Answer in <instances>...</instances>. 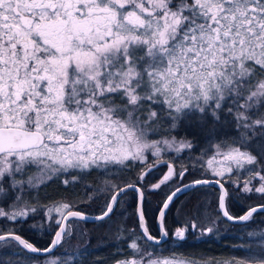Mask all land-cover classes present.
<instances>
[{
	"label": "snow or ice",
	"instance_id": "obj_1",
	"mask_svg": "<svg viewBox=\"0 0 264 264\" xmlns=\"http://www.w3.org/2000/svg\"><path fill=\"white\" fill-rule=\"evenodd\" d=\"M166 152L188 154L189 165H169L152 191L190 169L202 178L165 196L153 234L142 181ZM133 164L148 172L48 208L60 218L47 247L12 229L0 230V247L35 254L26 255L30 264H83L87 247L82 259L64 248L72 224L110 220L131 194L140 232L118 235L126 247L113 264H264V230L248 232L236 246L245 255L226 261L178 259L155 247L170 236L182 247L190 231L214 233L195 221L168 228L174 198L196 185L219 187L228 221L264 214V204L239 216L228 207L237 192L264 197V0H0V218L35 213L25 192L53 178L75 184ZM96 199L104 202L92 217L80 204Z\"/></svg>",
	"mask_w": 264,
	"mask_h": 264
},
{
	"label": "trees",
	"instance_id": "obj_2",
	"mask_svg": "<svg viewBox=\"0 0 264 264\" xmlns=\"http://www.w3.org/2000/svg\"><path fill=\"white\" fill-rule=\"evenodd\" d=\"M154 159L150 158V163ZM164 161L168 163L165 164ZM156 164L157 166L151 172H148V168L143 164H140L139 167L133 164L132 168L128 170L114 168L106 174L94 171L81 182L68 185L62 182L63 177L53 178L44 185L28 189L25 192L24 199L36 208L35 213H30L27 218L19 222L0 218V230L12 229L37 247H47L53 239L55 231L54 219L56 215L53 214L49 220L47 219L50 206L64 202L79 203L93 193L100 197L101 193L97 191V188H103L105 180L123 184L124 180L134 181L137 172L142 170L148 172L142 181L149 186L145 203L146 219L149 230L155 234L158 230L156 210L165 196L181 185L202 178L198 170L190 169L182 180L174 179L168 185H163L160 189L152 191L151 185L163 177L169 165L174 166L177 170L181 166H188L189 155L185 153L177 155L173 152L163 154ZM225 186L228 187V185ZM218 193L217 187L200 186V188L190 190L179 197L170 205L166 213L167 225L170 230L190 225L192 221H195L198 227H213V234L206 233L200 237L198 231H190L189 238L182 247H179L171 236L162 246L155 247H165L162 250L164 255H169L174 251L177 257L196 260L225 261L232 257L245 255V252L236 246L243 245L249 240L248 232L264 230V214H254L253 219L248 222L229 223L219 215ZM103 202L102 199H96L87 207L80 204V208L89 215L100 214ZM261 204H264V197L260 194L252 193L246 196L237 192L230 198L228 207L232 215L239 216L243 215L249 207ZM73 229L74 236L70 240L66 238L64 243V248L69 253L76 252L77 258L82 259L79 257V250L87 247L86 260H83V264H113L114 259L117 258L118 249L126 247L123 239H118V235L128 237V230L131 229H135L137 233L140 232L132 195L129 194L125 197L123 206L115 210V215L110 220L94 223L77 220ZM117 229H122V233L118 234ZM81 231L86 233V236H82ZM26 255L33 254L19 255L18 249L14 247H0V264H16L17 260H22L23 264H30Z\"/></svg>",
	"mask_w": 264,
	"mask_h": 264
},
{
	"label": "water",
	"instance_id": "obj_3",
	"mask_svg": "<svg viewBox=\"0 0 264 264\" xmlns=\"http://www.w3.org/2000/svg\"><path fill=\"white\" fill-rule=\"evenodd\" d=\"M190 183V182H189ZM188 183V184H189ZM185 185V184H184ZM211 186H214V187H217L218 189H219V187L218 186H216V185H211ZM179 187H183V185H181V186H179ZM208 187H210V186H208ZM195 188H200V185H196V186H194V187H191V188H189V189H187V190H185L184 192H181V193H178L177 194V196L174 198V200H173V202L174 201H176L177 199H179V197H181L182 195H184V194H186V193H188L190 190H193V189H195ZM115 211V210H114ZM244 214H245V212H244ZM89 215V214H88ZM99 214H93V215H89V216H92V217H95V216H98ZM233 216H235V215H233ZM225 219V218H224ZM226 221H228L227 219H225ZM80 221H82V220H80ZM85 222H90V223H94V222H98V221H96V220H94V219H89V220H87V221H85ZM229 223H232V224H234V223H237V222H234V221H228ZM240 223H244V222H240ZM157 227H158V225H157ZM23 237V236H22ZM24 238V237H23ZM33 255H35V254H33Z\"/></svg>",
	"mask_w": 264,
	"mask_h": 264
},
{
	"label": "rangeland",
	"instance_id": "obj_4",
	"mask_svg": "<svg viewBox=\"0 0 264 264\" xmlns=\"http://www.w3.org/2000/svg\"><path fill=\"white\" fill-rule=\"evenodd\" d=\"M168 153H171V152H166V153H164V154H168ZM174 153V152H173ZM35 171V169H32L31 170V172H34ZM167 172H168V167L166 168V171H165V173H164V175L165 174H167ZM31 174V173H30ZM61 177H63V180L64 179H67V178H69V177H66V176H61ZM49 182V181H48ZM47 183V182H46ZM52 207H54V205L53 206H50V208H52ZM7 210V209H6ZM56 215V217H55V219H54V221L56 220V219H59L60 217H59V215H58V213H56V212H52L50 215H49V213H48V215H47V219L49 220L50 218H51V215ZM72 227L73 228H75V223H73L72 224ZM163 249H165V247H159V248H157V250H163ZM177 257V256H176ZM178 259H180V258H184V257H177ZM199 261V260H198ZM210 261V260H209ZM217 261V260H216ZM226 261V260H225ZM40 264H43V262H42V260H41V262H40Z\"/></svg>",
	"mask_w": 264,
	"mask_h": 264
}]
</instances>
